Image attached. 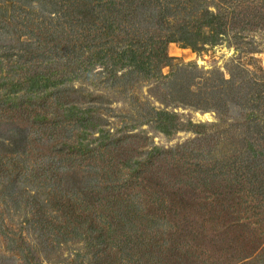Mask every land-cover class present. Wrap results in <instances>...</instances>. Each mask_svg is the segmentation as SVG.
<instances>
[{
  "label": "rangeland",
  "instance_id": "rangeland-1",
  "mask_svg": "<svg viewBox=\"0 0 264 264\" xmlns=\"http://www.w3.org/2000/svg\"><path fill=\"white\" fill-rule=\"evenodd\" d=\"M50 8L0 0V264H95L99 237L112 243L116 218L129 205L159 216L135 221L140 231L154 229L158 264H217L218 234L233 258L257 248L254 264H264V155L254 166L245 158L252 129L240 109L223 121L214 110L179 102L192 78L179 76L183 68L204 84L218 71L232 73L240 95H250L254 75L264 82V22H236L197 52L169 43L161 76L143 80L130 68L113 76L92 64L96 47L71 43L76 35L65 26L52 43L40 35L65 21ZM237 9L248 19L264 16L262 5ZM51 71L56 89L29 91L35 76ZM67 102L79 108L81 123L64 118ZM161 110L180 124L169 135L146 122ZM11 137L18 147H7ZM254 148L264 152V139Z\"/></svg>",
  "mask_w": 264,
  "mask_h": 264
},
{
  "label": "trees",
  "instance_id": "trees-1",
  "mask_svg": "<svg viewBox=\"0 0 264 264\" xmlns=\"http://www.w3.org/2000/svg\"><path fill=\"white\" fill-rule=\"evenodd\" d=\"M37 2L42 3L45 8L51 6L48 13L53 14L56 19L65 18L62 26L61 23L60 26L55 25L51 31V26L46 25L41 29L40 35L51 39L52 43L55 40L54 32L59 29L64 30L65 26V30L76 35V38H70L71 43L80 40V48L90 45L96 47L89 56L92 64L100 63L106 68L110 67L113 76L118 68H130V71L140 74L143 80L161 76L160 66L170 60L167 54L169 43H178L183 48L197 52L206 45H215L236 22L243 20L245 25L248 22L250 24H255L257 21L262 24L264 22V16L253 15L248 19V11L241 14L243 9L241 11L237 9L241 5L247 8L256 4L264 6V0H37ZM36 25L41 27L40 22ZM71 47L73 45H67V48ZM72 68L78 69L77 66ZM54 73L51 71L47 75L42 72L35 76L29 85V91L36 93L42 89H56L60 81L52 79ZM193 73L194 71L188 68L180 70V77L192 75V78L187 87L179 90L184 94L181 95L182 99H179V102L200 110H214L223 121L230 120L232 109H240L239 116H242L240 120L247 123L252 129L251 133L254 134L252 137L254 139H245L247 144L245 158L250 165H257L264 155L262 150L254 148L255 140L264 139L263 80L254 75L250 85V95H240L241 84L232 73L230 78H226L218 71L215 73L216 81L208 84L202 82L201 74L196 76ZM61 105L69 111L64 113L65 119L74 118L77 123L83 121L84 116L78 115L79 108L75 104L67 102ZM149 121H154L155 127L167 135L180 126L175 113L163 110L155 111L153 119H148L146 122ZM193 126L197 127L195 124ZM7 141L8 148L19 146L12 137ZM253 175L255 180L263 178L261 173ZM259 188H264L263 182ZM175 195L172 193L169 198L172 199ZM209 212L213 214L215 220H219L218 212ZM153 216L155 215L149 211L138 210L136 207L133 209L129 205L121 216L116 218L118 224L114 226V232L119 231V234L112 239V243H108L103 236L99 237L101 239L98 244L102 245L103 249L96 251L94 263L158 264L160 260L155 250H160V247H157L159 241L155 238L154 229L148 232V227H144L140 231V226L135 222L139 218L148 217H150L149 221L156 222L159 216ZM86 217V213H78V218ZM68 219V222L73 223L72 219ZM110 224L111 227L113 222ZM217 224L216 221L215 225ZM72 229L70 226L69 230ZM218 236L213 238L216 242L212 244L221 254L216 259L217 264L255 263L257 258L254 254L257 248L235 259L231 247L223 246L224 237L218 238ZM171 251L166 255L173 257ZM169 262L171 264L172 261Z\"/></svg>",
  "mask_w": 264,
  "mask_h": 264
}]
</instances>
